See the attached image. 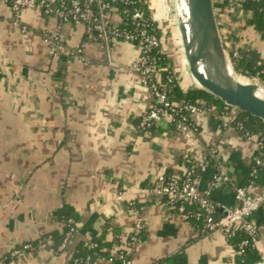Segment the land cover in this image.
I'll return each instance as SVG.
<instances>
[{
    "label": "crops",
    "instance_id": "crops-1",
    "mask_svg": "<svg viewBox=\"0 0 264 264\" xmlns=\"http://www.w3.org/2000/svg\"><path fill=\"white\" fill-rule=\"evenodd\" d=\"M13 22L8 0H0V258L60 231L52 213L68 207L76 216L75 244L101 233L107 241L125 238L139 217L144 236L129 252L131 264H239L220 234L199 233L149 189L158 175H182L187 161L206 162L198 191L220 166L229 183L214 188L210 200L234 206L236 188H248L251 195L264 190L256 139L240 135L218 110L193 115L189 137L167 122L142 134L138 120L150 101L129 70L139 57L137 46L85 41V62H78L69 52L85 38L81 26H64V49L49 56L45 34L54 30V19L27 10ZM238 25V19L232 22ZM236 39L254 61H264L258 33L245 28ZM179 56L170 57L169 65L182 88H195ZM249 220L264 245V209ZM69 258L45 245L8 264H68Z\"/></svg>",
    "mask_w": 264,
    "mask_h": 264
},
{
    "label": "built area",
    "instance_id": "built-area-1",
    "mask_svg": "<svg viewBox=\"0 0 264 264\" xmlns=\"http://www.w3.org/2000/svg\"><path fill=\"white\" fill-rule=\"evenodd\" d=\"M117 0H8L9 9L14 17V24L17 23L18 17L27 10H37L46 18H52L56 21L54 30L45 34L47 43V52L49 56H55L64 49V34L62 28L66 24H72L74 26H81L84 30V36L89 41H96L101 45H107L111 41H117L116 39L121 37L122 34L116 28L117 15L115 9L111 6ZM166 0H157V8L153 7L152 0H147V9L151 11L150 19L154 22L161 23L167 16ZM132 20H138L142 18L141 13H134L131 16ZM136 25L134 32L136 35L124 34V39L130 42L135 37H138V49L139 57L135 63H133L129 70L138 77L139 83L147 89L149 101L153 105H149L147 111L139 116L138 127L141 130H145L151 127V125H157L161 122H175V129L185 137H189L193 131L194 126L192 124L191 117L197 114H203L213 111L210 108L202 106H194L182 102L173 103L170 101L167 95V87L158 86L152 83V74L154 73L153 61L148 56V53L156 48L159 44L158 39L151 34H148L145 30H140ZM97 32L98 37H94L92 32ZM86 42L79 41L76 43L69 54L73 56L78 62H85L84 48ZM236 52L233 53V57H236ZM229 59V58H228ZM177 80L180 84L181 78L167 77V82ZM257 81V79H255ZM263 85V84H262ZM264 86V85H263ZM232 109V108H231ZM179 112H186L189 118L184 115L180 116L176 121L174 116ZM222 117L233 118V112L226 110L219 112ZM189 119L191 122H189ZM244 138L250 139L247 134L243 135ZM258 147H262L261 142L257 141ZM209 157L214 159L216 156V150L210 148ZM257 166L264 165V153L259 152L258 158L255 161ZM208 163L201 162L196 164L194 168L188 169L183 173L181 179L172 178L166 179L163 175H158L152 183L149 193L168 210L175 209L176 213L180 215L182 219L186 218L184 214V207L182 203L184 201L193 202L198 206L199 213L194 215L195 219L203 217V229L207 233L216 232L220 234L225 240L231 237L236 231L244 233L251 243V245L259 247L260 262L264 263V245L257 237V231L254 225L249 220L252 213L264 209V190L256 195H251L248 192V188H236L234 190L233 199L235 201L234 206H224L215 204L210 200L211 192L214 188L228 184L229 178L224 169L220 166H216L213 175L208 183L207 188L199 192L197 189V175L196 173L204 172L207 169ZM177 206L175 207V205ZM216 211L220 212V217H214ZM68 224H73L71 219L67 220ZM143 229V222L138 217L135 220L132 232L125 238H121L123 243V249L114 248L113 251L120 250L116 254L115 258L120 264H131L129 258V252L133 246L139 242L136 235ZM75 229L70 228L64 236L62 243L58 246L57 251L61 252L67 246L70 239L73 238ZM89 247H94L93 244L88 241L84 242ZM248 241H243L238 245L240 253L244 251ZM41 246L38 245L37 249ZM121 247V246H120ZM30 245L25 243L22 249L13 248L7 255H4L3 259L8 256L9 258L20 259L24 255V251L28 250ZM93 264H98L95 262Z\"/></svg>",
    "mask_w": 264,
    "mask_h": 264
},
{
    "label": "trees",
    "instance_id": "trees-1",
    "mask_svg": "<svg viewBox=\"0 0 264 264\" xmlns=\"http://www.w3.org/2000/svg\"><path fill=\"white\" fill-rule=\"evenodd\" d=\"M146 1L147 0H117L115 3H112L111 6L115 9L117 15L116 28L122 34V36L116 40L127 42L138 47V37H135V39L130 42L124 39V34L136 35V32H134L136 25L138 26V29L145 30L148 34L154 35L158 39L159 44L148 53V56L153 61L154 65V73L151 78L152 83L158 86L165 85L167 87V95L173 103L182 102L194 106H202L212 110H218L219 112H224L228 109L231 110L233 112V118L230 122V126L235 128L240 135L243 136L244 134H247L248 136L256 139V141L261 142L262 147H260V151L264 153V123L260 120L253 118L246 113L225 106L219 100L203 90L197 88H182L177 80L174 79L171 83L167 82V77H177L176 71L169 65L170 56L168 55L167 48V37L169 36V33L166 32L163 24L154 22L150 19L151 11L147 9ZM213 8L222 46L229 58L233 71L241 78H255L261 81L264 85V61L262 63L254 61L251 57V53H249L247 49L240 48L235 45L237 42V31L245 28H251L255 33H258L261 40L264 42V0H213ZM239 11L241 12V17L237 16ZM134 13H141L142 18L132 20L131 16ZM237 19L239 27L235 29L232 26V22ZM92 35L94 37H98V34L95 31L92 32ZM81 41L85 42L89 40L85 37ZM228 42L233 44L228 46ZM234 52L237 54L236 57H233ZM150 105H153L151 101ZM182 115L187 117V119L189 118L188 113L179 112L174 116L175 121ZM189 122H191L190 119ZM169 124L175 127V122H171ZM153 128L154 125H151L150 128L141 130L137 126V130L140 133L147 135L152 132ZM185 164L187 170L194 168L195 166V164L190 161H187ZM198 174L199 173L197 172L196 175L198 176ZM163 176L166 179H181L183 174L174 177L171 174L165 173ZM182 205L185 209L184 214L186 215L184 221L189 223L199 233H207L203 229L204 221L202 215L198 220L194 217L196 213L200 212L198 210V206L189 201H184ZM176 206L177 204L175 207ZM128 208L129 210H132L133 203H129ZM171 211L176 212L175 209H172ZM52 215L62 224L61 230L52 232L48 236H43L38 241L27 243L30 245V248L25 250L24 254L34 253L38 245H50L52 249L57 251V247L62 243L65 233L70 228H73L75 229L73 238L69 240L63 251H57L58 253H69L70 258L68 264H93L102 260L110 261L112 264H120V262L115 258L116 254L119 253L120 250L116 252L113 251V249L117 247L119 249H123V243L120 241V237L107 241L104 233H101L88 241L93 244L94 247L85 245L83 241L75 244L76 216L73 211L68 207H63L53 211ZM214 217H220V212L216 211ZM69 219L73 221V224L67 223V220ZM143 236L144 229L136 235V238L140 242L143 239ZM226 241L235 250L236 258L239 264H255L260 261L259 250L256 246L251 245L249 238L244 233L236 231ZM243 241H248V244L244 247V251L240 253L238 245ZM23 245L24 244L17 245L15 248L22 249ZM12 259L13 258H9L8 256H6L5 259L0 258V264H8Z\"/></svg>",
    "mask_w": 264,
    "mask_h": 264
},
{
    "label": "water",
    "instance_id": "water-1",
    "mask_svg": "<svg viewBox=\"0 0 264 264\" xmlns=\"http://www.w3.org/2000/svg\"><path fill=\"white\" fill-rule=\"evenodd\" d=\"M172 2L170 13H175L181 54L194 87L264 123V86L233 71L222 46L213 0Z\"/></svg>",
    "mask_w": 264,
    "mask_h": 264
},
{
    "label": "rangeland",
    "instance_id": "rangeland-1",
    "mask_svg": "<svg viewBox=\"0 0 264 264\" xmlns=\"http://www.w3.org/2000/svg\"><path fill=\"white\" fill-rule=\"evenodd\" d=\"M172 1L173 0H166L165 1V6L167 7L166 11L168 14H167L166 18H164L162 20L161 24H163L165 26L166 32L169 33V36L167 37L168 38V44H167L168 55L170 57H173L175 55H178V57H180L179 55L181 54V45L179 42V36H178L177 28H176V21L174 19L175 13L174 12L170 13V10L173 7ZM152 4H153V7L157 8V4H158L157 0H152ZM170 16H172V17H170ZM161 175H163V174H161Z\"/></svg>",
    "mask_w": 264,
    "mask_h": 264
}]
</instances>
